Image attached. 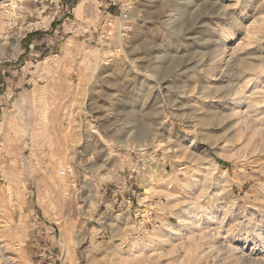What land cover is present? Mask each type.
<instances>
[{
    "label": "rangeland",
    "instance_id": "rangeland-1",
    "mask_svg": "<svg viewBox=\"0 0 264 264\" xmlns=\"http://www.w3.org/2000/svg\"><path fill=\"white\" fill-rule=\"evenodd\" d=\"M8 2L0 264H264V0Z\"/></svg>",
    "mask_w": 264,
    "mask_h": 264
},
{
    "label": "bare ground",
    "instance_id": "bare-ground-1",
    "mask_svg": "<svg viewBox=\"0 0 264 264\" xmlns=\"http://www.w3.org/2000/svg\"><path fill=\"white\" fill-rule=\"evenodd\" d=\"M5 1H9L7 4H5V6H7V5H9V4H11L14 0H5ZM264 19V18H263ZM262 19V20H263ZM225 37V36H224ZM245 66V65H244ZM247 67V66H246ZM248 68V67H247ZM238 102L239 101H236V102H234V104L233 105H237L238 107L240 106V104H238ZM261 133V139L264 141V132L262 131V132H260ZM136 144V143H135ZM165 144V143H164ZM162 142L161 143H159L158 144V146L159 147H163V145H164ZM128 146L130 147V148H138V149H140V150H142V151H146L147 150V148H145L146 146H148L146 143H143V144H140V143H138V144H136V145H127V144H124V145H122V147H125V148H128ZM165 146V145H164ZM110 173L109 172H107V173H105L104 174V176L103 177H106V175H109ZM110 176V175H109ZM168 230V232H170L171 231V229H167ZM172 234V233H171Z\"/></svg>",
    "mask_w": 264,
    "mask_h": 264
}]
</instances>
